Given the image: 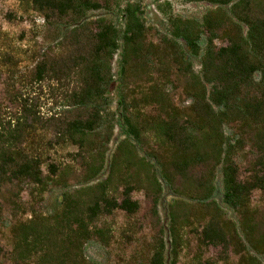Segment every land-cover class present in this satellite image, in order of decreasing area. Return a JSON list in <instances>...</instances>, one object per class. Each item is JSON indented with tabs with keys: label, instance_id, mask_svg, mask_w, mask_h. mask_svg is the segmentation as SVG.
Instances as JSON below:
<instances>
[{
	"label": "trees",
	"instance_id": "1",
	"mask_svg": "<svg viewBox=\"0 0 264 264\" xmlns=\"http://www.w3.org/2000/svg\"><path fill=\"white\" fill-rule=\"evenodd\" d=\"M187 1L211 9L201 19L170 16L168 34L155 44L137 4L122 11L120 29L106 17L89 22L90 14L112 10L113 0H30L47 22H66L73 48L65 57L42 61L33 80L56 84L62 111L50 119L57 122L54 145L77 148L76 156L89 161V174L97 177L106 160L104 139L115 122L125 139L106 180L68 189L53 212L27 211L30 217L11 227L12 251L6 253L0 242V264H98L87 246L111 247L116 212L134 219L141 204L133 194L144 192L158 215L166 189L178 198L168 206L170 255L161 229L151 256L139 264H178L188 229L204 247L219 249L221 262L234 252L239 264H264V221L251 208L254 194L264 193V0ZM221 38L226 46L217 45ZM115 84L116 113L110 97ZM176 91L184 105L176 102ZM16 103L19 115L0 120V195L8 185L28 183L35 202L43 201L52 178L44 176L42 155L24 149L42 123L41 106L29 96ZM229 127L236 133H228ZM247 148L253 160L244 177ZM49 168L53 176L59 173Z\"/></svg>",
	"mask_w": 264,
	"mask_h": 264
},
{
	"label": "rangeland",
	"instance_id": "2",
	"mask_svg": "<svg viewBox=\"0 0 264 264\" xmlns=\"http://www.w3.org/2000/svg\"><path fill=\"white\" fill-rule=\"evenodd\" d=\"M102 1V0H96ZM128 4H137L141 7L143 18L148 27V38L155 44H160L168 34V18L170 16L183 19H201L211 9L207 4L191 3L187 0H113V8L110 11L102 10L90 14L89 22H95L101 17L113 21L120 29H123L122 11ZM66 22H47L30 3V0H0V120L8 122L14 120L20 112L18 103L19 96L31 97L38 101L41 106L42 123L37 125L36 133L24 144V149L38 152L44 161L43 171L49 179L48 191L43 201L35 202L31 193L33 186L28 183L11 184L4 188L0 195L2 215L0 220V242L6 253H10L12 247L11 227L30 217L25 214L34 208L41 213H50L60 207L62 195L69 189L93 186L107 179L109 167L116 154L119 144L125 139L119 125L105 138L106 153L104 168L100 175L92 177L89 174L88 162L81 160L77 155L78 149L70 146H55L56 123L53 117L62 111L57 94L53 85L43 83L35 85L33 80L36 76L37 66L44 60L52 61L65 57L73 52L69 37L65 36ZM219 47L227 45V41L221 38L217 41ZM121 52L116 56L113 71L116 80L119 79ZM200 62L195 60L199 70ZM117 84L111 91L110 97L114 104L113 112H117ZM176 102L184 105L186 100L181 91L174 93ZM117 119V116H116ZM228 133L235 134L236 128H227ZM52 146H51V144ZM146 151V150H145ZM141 155H144L143 153ZM242 175L248 176L249 163L253 160L250 149L242 158ZM50 165L58 168L56 176L51 174ZM216 185L219 191L222 189V175L217 174ZM21 191V192H20ZM19 193V198L16 194ZM133 199L140 202L141 210L131 221L122 211H117L111 219L116 225V239L110 248H104L98 243L87 246V255L98 261V264H139L148 259L152 254L154 241L161 229L168 242L167 256L171 251L169 239L168 206L178 198L171 195L166 189L158 209V215L153 212L151 201L144 192H135ZM216 200L221 203L220 194ZM20 206L17 210L13 202ZM252 210L258 221H264V193L257 191L252 197ZM132 223V226L130 225ZM194 225V231L198 228ZM131 235L132 239L123 237ZM202 259L218 261V264H239V257L234 252L230 253L227 263L219 261V249L204 247L201 245L195 232L188 229L183 248L180 252L178 264H195ZM171 258H168L170 262Z\"/></svg>",
	"mask_w": 264,
	"mask_h": 264
}]
</instances>
